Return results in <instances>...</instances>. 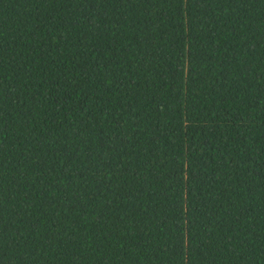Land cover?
<instances>
[{
    "label": "trees",
    "instance_id": "1",
    "mask_svg": "<svg viewBox=\"0 0 264 264\" xmlns=\"http://www.w3.org/2000/svg\"><path fill=\"white\" fill-rule=\"evenodd\" d=\"M0 264H264V0H0Z\"/></svg>",
    "mask_w": 264,
    "mask_h": 264
}]
</instances>
